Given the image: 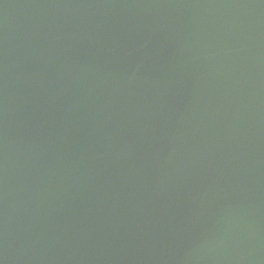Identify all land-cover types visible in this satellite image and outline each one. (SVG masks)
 Here are the masks:
<instances>
[{
	"label": "water",
	"instance_id": "obj_1",
	"mask_svg": "<svg viewBox=\"0 0 264 264\" xmlns=\"http://www.w3.org/2000/svg\"><path fill=\"white\" fill-rule=\"evenodd\" d=\"M0 264H264V0H0Z\"/></svg>",
	"mask_w": 264,
	"mask_h": 264
}]
</instances>
